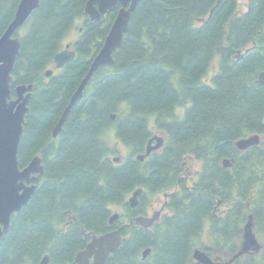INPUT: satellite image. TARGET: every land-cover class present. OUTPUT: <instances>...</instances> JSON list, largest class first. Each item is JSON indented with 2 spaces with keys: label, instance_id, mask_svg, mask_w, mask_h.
I'll list each match as a JSON object with an SVG mask.
<instances>
[{
  "label": "trees",
  "instance_id": "obj_1",
  "mask_svg": "<svg viewBox=\"0 0 264 264\" xmlns=\"http://www.w3.org/2000/svg\"><path fill=\"white\" fill-rule=\"evenodd\" d=\"M86 1L40 0L19 36L11 93L18 84H32V92L17 159L23 167L39 155L43 175L11 216L0 264H37L45 254L48 264H69L92 234L144 215L148 195L161 192L169 213L148 228L124 225L105 264H189L198 244L229 258L249 214L262 250L233 264H264V144L234 145L251 134L264 136V84L256 82L264 70V0H248L242 13L237 0H222L211 14L217 0H139L112 64L94 72L53 138L119 7L91 21ZM18 2L0 0V35ZM77 20L75 57L46 77ZM215 59L218 70L204 82ZM155 133L164 136L163 146L137 160ZM110 134L128 149L118 163L110 158L116 152ZM187 156L201 162L189 186ZM224 158L233 159L230 167L222 166ZM138 187L139 203L131 208L127 198ZM112 207L123 214L110 224Z\"/></svg>",
  "mask_w": 264,
  "mask_h": 264
},
{
  "label": "water",
  "instance_id": "obj_2",
  "mask_svg": "<svg viewBox=\"0 0 264 264\" xmlns=\"http://www.w3.org/2000/svg\"><path fill=\"white\" fill-rule=\"evenodd\" d=\"M222 0H217L210 9L209 14ZM40 0H19L12 20L0 35V241L5 236L10 226L11 216L20 211L27 204L33 195L37 184L43 175L42 158L39 155L33 158L23 167H20L17 159V151L20 138L23 132L26 113L29 110L28 103L31 98L32 84H18L14 86L11 93L10 81L12 69L20 50V40L16 35L20 27L30 17L31 13L38 8ZM139 0H87L84 5V12L91 21L100 20L105 15L117 8L115 18L110 24L109 30L102 40V44L90 60L89 67L80 80L77 88L71 94L66 106L61 112L57 122L51 131V136L56 138L68 116L70 109L83 97L86 85L92 79L94 72L103 65H110L113 62V52L122 43L124 33L129 25L130 17ZM69 44L53 56V63L56 69H61L66 63L75 57L74 50H68ZM240 53V50L237 51ZM240 55L237 56V59ZM53 74V69H47L46 77ZM257 82L264 84V71L258 75ZM114 117V115H112ZM154 142V143H153ZM164 137L153 135L146 143L143 153L135 158L143 161L152 151L161 148ZM264 140L258 134H251L235 141L238 150H246L254 145H263ZM118 162V157H113ZM233 159L224 158L223 167H230ZM142 188L133 190L127 199L131 208L138 205V196ZM160 210L154 212L150 217L138 215L134 218L136 225L148 228L159 217ZM118 212L111 214L109 223L118 218ZM251 214L242 229L239 249L228 259L215 257L212 259L203 249L194 248L192 258L200 264H232L242 255L258 254L262 245L254 232ZM132 223L131 221L128 223ZM124 226L102 233L92 234L86 246L78 251L69 264H105L111 252L115 251L121 243V230ZM150 252V248L142 251V258ZM49 257L45 254L37 264H48Z\"/></svg>",
  "mask_w": 264,
  "mask_h": 264
},
{
  "label": "rangeland",
  "instance_id": "obj_3",
  "mask_svg": "<svg viewBox=\"0 0 264 264\" xmlns=\"http://www.w3.org/2000/svg\"><path fill=\"white\" fill-rule=\"evenodd\" d=\"M238 3V12L242 13L244 11H246L247 9V5H248V0H237ZM81 25V20H77L75 22L74 27L70 30V32L66 35V37L64 38L63 42H62V48L65 47L66 44L69 43H73V41L76 39V37L78 36L79 33V29L78 27ZM25 30V26H22L19 31L17 32V36L19 37ZM53 69L54 68V64L49 65L47 67V69ZM218 70V65H217V61L216 59L211 63L209 70L207 72V74L203 77V81L209 83L210 82V78L211 76H213ZM55 72H57V70H54ZM184 112V107L180 106L177 107L175 109V114L178 117H181L182 114ZM110 142L115 144L116 146V152L112 153L110 155V158L113 159V157H118L119 161L121 159H123L124 157H126L128 155V149L121 144L119 141H117L115 139V137L110 134ZM184 164H185V177H186V181H187V185H191L194 180H195V176L196 173L200 170V165L201 162L197 159H195L193 156H187L185 157L184 160ZM129 197V196H128ZM166 199H167V192H161V193H156L153 195H148L147 197V206L145 209V214L143 216H148L150 217L154 212L160 210V214H159V218L158 220L168 214V209L166 207ZM221 212L223 210H225V206L220 207L219 209ZM114 212H118L119 215L123 214V209L122 208H118V207H112V212L111 214H113ZM123 223H128V220L123 218L122 220ZM196 247H201L199 244ZM192 262V261H191Z\"/></svg>",
  "mask_w": 264,
  "mask_h": 264
},
{
  "label": "bare ground",
  "instance_id": "obj_4",
  "mask_svg": "<svg viewBox=\"0 0 264 264\" xmlns=\"http://www.w3.org/2000/svg\"><path fill=\"white\" fill-rule=\"evenodd\" d=\"M4 4H5V3H4ZM261 71H264V70H261ZM261 71H260V72H261ZM260 72H259V73H260ZM259 73H258V75H259ZM258 75H257V78H258ZM256 82H257V79H256ZM257 83H258V82H257ZM260 84H261V83H260ZM248 116H249V115H248ZM113 118H114V117H113ZM258 135H259V134H258ZM262 139L264 140V137H263ZM236 141H237V140H236ZM234 144H235V142H234ZM97 146H98V145H97ZM101 155H102V154H101ZM99 158H100V157H99ZM98 160H99V159H98ZM102 173H103V172H102ZM129 196H130V195H129ZM135 217H136V216H135ZM135 217H134V218H135ZM131 222H134V219H133V221L131 220ZM135 225H136V224H135ZM261 245H262V244H261ZM141 254H142V253H141Z\"/></svg>",
  "mask_w": 264,
  "mask_h": 264
},
{
  "label": "flooded vegetation",
  "instance_id": "obj_5",
  "mask_svg": "<svg viewBox=\"0 0 264 264\" xmlns=\"http://www.w3.org/2000/svg\"><path fill=\"white\" fill-rule=\"evenodd\" d=\"M71 48V44H70V46H69V49ZM131 221V220H130ZM189 264H200V263H198V262H196V261H192V262H190Z\"/></svg>",
  "mask_w": 264,
  "mask_h": 264
}]
</instances>
